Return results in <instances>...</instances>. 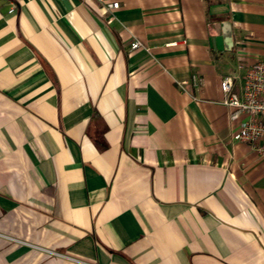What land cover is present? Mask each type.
<instances>
[{"label":"crops","instance_id":"0c3cea01","mask_svg":"<svg viewBox=\"0 0 264 264\" xmlns=\"http://www.w3.org/2000/svg\"><path fill=\"white\" fill-rule=\"evenodd\" d=\"M120 2L0 0V264H264V0Z\"/></svg>","mask_w":264,"mask_h":264},{"label":"built area","instance_id":"2783aa9c","mask_svg":"<svg viewBox=\"0 0 264 264\" xmlns=\"http://www.w3.org/2000/svg\"><path fill=\"white\" fill-rule=\"evenodd\" d=\"M100 1L109 9L121 6L120 0ZM141 46V40L132 42V48ZM237 67V71L226 74L221 80V101L231 108V119L238 122L233 138L246 141L264 155V58L252 63L240 61ZM184 83L186 81H180L181 85Z\"/></svg>","mask_w":264,"mask_h":264}]
</instances>
